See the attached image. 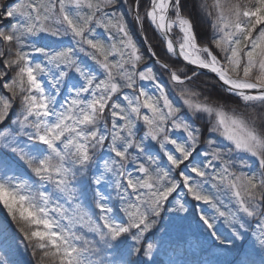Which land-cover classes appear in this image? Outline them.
<instances>
[{
    "label": "snow or ice",
    "instance_id": "1",
    "mask_svg": "<svg viewBox=\"0 0 264 264\" xmlns=\"http://www.w3.org/2000/svg\"><path fill=\"white\" fill-rule=\"evenodd\" d=\"M0 206L28 264H174L194 226L252 264L264 0H0Z\"/></svg>",
    "mask_w": 264,
    "mask_h": 264
},
{
    "label": "rangeland",
    "instance_id": "2",
    "mask_svg": "<svg viewBox=\"0 0 264 264\" xmlns=\"http://www.w3.org/2000/svg\"><path fill=\"white\" fill-rule=\"evenodd\" d=\"M167 224V221L164 222ZM161 234V233H160ZM160 234L156 237L159 238ZM198 234L195 226L191 230L183 232L169 230V237L166 240L164 249L160 258L165 261L171 259L174 264H205L206 261H214L217 259V254L208 244L202 240L197 242ZM15 253L21 264H25L26 257L18 251ZM221 259H234V256L220 257ZM249 259L252 264H264V253L259 249H255L250 253Z\"/></svg>",
    "mask_w": 264,
    "mask_h": 264
},
{
    "label": "trees",
    "instance_id": "3",
    "mask_svg": "<svg viewBox=\"0 0 264 264\" xmlns=\"http://www.w3.org/2000/svg\"><path fill=\"white\" fill-rule=\"evenodd\" d=\"M159 234L160 232H157L155 234L156 237ZM16 251L20 254L22 253L26 257L27 262H25V264H28L30 253L25 252L23 245L20 243L18 234L15 232V225L8 217L6 210L0 206V255H4L6 259L11 261V264H21L17 256H15V253H17Z\"/></svg>",
    "mask_w": 264,
    "mask_h": 264
}]
</instances>
